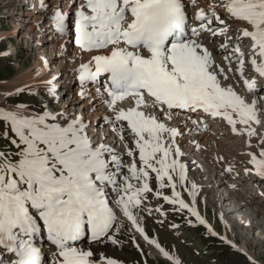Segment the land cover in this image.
Instances as JSON below:
<instances>
[{
	"label": "snow or ice",
	"instance_id": "1",
	"mask_svg": "<svg viewBox=\"0 0 264 264\" xmlns=\"http://www.w3.org/2000/svg\"><path fill=\"white\" fill-rule=\"evenodd\" d=\"M73 6L69 13L39 3L56 37L69 38L64 51L74 44L91 54L75 70L77 95L104 106L100 123L109 134L90 135L83 112L26 100L0 106V264H122L93 246H120L128 230L168 264H181L142 223L145 212L166 217V204L217 235L200 215L180 141L223 123L246 146V173L264 180V0H70ZM57 81L42 83L58 104ZM25 93L39 95L31 85L5 95ZM218 162L225 174L236 171L223 156Z\"/></svg>",
	"mask_w": 264,
	"mask_h": 264
},
{
	"label": "rangeland",
	"instance_id": "2",
	"mask_svg": "<svg viewBox=\"0 0 264 264\" xmlns=\"http://www.w3.org/2000/svg\"><path fill=\"white\" fill-rule=\"evenodd\" d=\"M50 1L55 0H49L48 4ZM19 5L21 7H19ZM54 6L55 5L51 6L49 4L50 8H56V6ZM20 8L24 9L22 11H25L27 6L22 7L20 3L18 4V0L17 2L16 0H0V30L7 29L8 31H13L15 26L19 25V23L25 25L27 22H33L34 20L41 21V14L37 18L30 15H20ZM59 8H63V6H60ZM28 10L29 9L27 8V11ZM31 12L36 13V11ZM20 17L23 18L20 19ZM24 19L27 21L23 22ZM41 30L39 29L38 33L43 32V30ZM42 34L45 36L42 37V35L40 38L37 37L38 39H36L33 34H30L29 41L27 42L24 39L22 40L19 36L14 37L12 43H10L8 39L0 42V52L7 51L11 53V55L7 56L0 55V106H4L6 103L26 100L30 103L32 108H38L42 103H46V100L49 102V106L55 105L57 108H64V105H69L67 106V109L79 112L85 107H79L80 104H85L80 101L79 98H71L70 92L65 94L66 96L62 98L63 95L60 89L58 92L59 103L57 104L53 98L45 95V89H41L45 87L41 83L33 86V88L39 93L37 96H30L27 93L18 97H8L5 95V93L15 91V85L19 83L18 81H20V79L21 83L19 85L20 87H23V84L25 83L23 77L24 71H26L28 67V69L34 68L35 62H38L39 60L40 53L38 52L40 50L36 48L38 40L47 38L45 32ZM74 48L76 49V47ZM48 52L49 51H46L44 54V58L49 61V71H47V75L60 74L61 72V75L58 78L64 80V71H61L59 67V65H62L60 64L62 57L57 58V61H55L56 59L53 58L55 54H49ZM88 56L90 57V55ZM69 63L70 61L67 60L65 69L71 68L68 66ZM57 69L58 71L56 72ZM40 80L42 81L43 79ZM60 100H62L63 105H61L62 102H60ZM95 112L96 111H92L91 113ZM83 113L86 121L92 120L90 112L88 113L89 115L85 112ZM89 133L90 135H93L91 129H89ZM97 133L102 135L99 131H96L94 134ZM231 140L233 141L231 142ZM231 140L229 139L225 141H230L229 143H218L219 146L216 145L215 148L211 141H205L204 144L206 148L204 156H201V152L193 153L189 151L186 143L183 141L180 142L182 149L188 154L187 163L189 164V172H191L189 173V179H195L194 181L196 183L198 182L197 185L199 190L197 201L199 202V207L201 209L200 212L207 218V223L211 224L212 230L217 233V235H213L205 226H200L199 223L195 221V218H192L194 224L189 225L186 222L188 219L187 216L181 213L172 212L170 206L166 204L164 205L165 211L168 212L166 217H162L155 212L151 216L147 215L146 212L142 213V223L149 237L157 238L162 246L180 259L181 264H249L247 259L248 256L257 261V264H264V211L263 213H258L257 207L253 202L247 200L244 202L245 205L241 209L239 206L237 207L231 195H229V199L223 203L224 200L221 196L216 197L215 193L211 191L215 189V192H219V194H228L230 192L225 189L224 186L226 184H220V178H224L225 181L234 180L235 187L239 194L242 193V195L246 197L251 195L254 198L255 203H260V207L264 210V180H256L253 175H250L251 178L249 181V178L242 169L243 166L246 167L247 165V157L239 153V147L243 149L246 146L242 143V139L240 138L235 139V137H233ZM253 143H256L255 139L253 140ZM237 150L239 152H237ZM207 156L209 159L206 161L204 158ZM219 156L225 157V161L228 163L230 162L235 167L236 171L231 175L225 174L223 164L217 161ZM184 158L186 160V157ZM242 160L243 162H241ZM193 161H195V163H192ZM219 165H221V167ZM241 165L243 166L241 167ZM248 181L249 184H247ZM255 182L258 187L254 186V188L253 184ZM260 189L262 191L259 193ZM184 197L187 200L190 199L187 197L186 193H184ZM149 201H151L149 205L150 207L156 204V201L151 197H149ZM160 203H163V201H160ZM231 209L235 210L229 215H224L225 212H228ZM219 212L223 213L221 215L223 216V219H221ZM242 217H244L243 223L241 222ZM245 219L247 220V223H245ZM161 220H163V223L158 222ZM173 224L178 225L179 227L174 229L171 227ZM224 236H226L227 240L232 244H235L236 248H233L231 244L221 240V237ZM133 237L135 239H133ZM122 240L123 243L120 246L94 245L93 248L97 253H104L105 255L116 258L125 264H168V261L161 255L155 246L149 245L144 241L140 233L135 232L134 230H128L122 236ZM137 244L140 245L139 249L136 247ZM237 249L240 251H237ZM244 253H246L247 256H245Z\"/></svg>",
	"mask_w": 264,
	"mask_h": 264
},
{
	"label": "bare ground",
	"instance_id": "3",
	"mask_svg": "<svg viewBox=\"0 0 264 264\" xmlns=\"http://www.w3.org/2000/svg\"><path fill=\"white\" fill-rule=\"evenodd\" d=\"M17 2V1H16ZM25 2V4H28V6L30 7V8H32L33 10H35L36 11V13H32L31 12V10H28L27 11V9L25 10V11H22V10H24V9H22V8H20V15H22V16H32V17H38L39 16V14H47V12H42L41 10H40V8L39 9H37V8H34L33 6H31V4L30 3H32V4H34V5H36L35 4V1H33V0H29V2H26V0H22V3H24ZM81 2H82V0H81ZM201 2L203 3V0H201ZM18 3H19V1H18ZM69 3H70V0H55V1H50V5L51 6H53V5H55L56 6V8L57 7H60V6H63L65 9H64V11L65 12H69V13H72V12H74V10H75V6H73L72 8H69L68 7V5H69ZM20 4H21V1H20ZM24 5H22V7H23ZM54 6V7H55ZM39 11H41V12H39ZM21 18H23V17H20V19ZM41 18V17H40ZM40 20V19H39ZM25 21H27L26 19H24L23 20V22H25ZM41 21H38V20H34L33 22H27V24H25V25H21L20 23H19V25H17V26H15V28H14V30L13 31H8L7 29H1L0 30V42L3 40H5V39H8L9 41H10V43H12V39L14 38V37H16V36H19L22 40L24 39L26 42L27 41H29V37H30V34H33V36H35V38L36 39H38L37 37H39L40 38V36H42L43 34V32H44V30H43V32H41V33H38L39 32V23H40ZM15 23V22H14ZM51 25H48V26H46V29H48L47 31H45V32H47L48 34H46L47 35V38L46 39H42V40H38V43H37V46H36V48L38 49V50H40L38 53H40L39 54V60H38V62H35V67L34 68H30V69H28L27 68V70L26 71H24V74H23V77H24V82L26 83H24L23 84V86H25V85H31V86H35L36 84H39V83H41L42 85H43V83H42V81H44V80H47V79H50L51 78V76H53V74L52 75H49V77H48V75H47V71H49L48 70V68H49V61L47 60V59H45L44 58V54H45V52L46 51H49L48 53L49 54H55V56L53 57L54 59H56L55 61H57V58H59V57H62V59H61V63L60 64H62L61 66L59 65V67H60V70L61 71H64V75H65V80H63V79H59L58 78V81H57V85H60L61 86V83L59 84L58 82H60V81H63V85L61 86V88L62 89H65V88H67L66 90H65V92L63 93V96H62V98H64V96H66L65 94H68L69 92H70V94H71V98H74V99H77V98H79L78 97V95H77V93H78V91H79V88H74V89H71L69 86H70V84L74 81V80H76V76H75V70L79 67V64L81 63V62H87V60L90 58L88 55H91V54H88V53H81L80 52V50L78 49V48H74L75 47V45H73V44H67V45H65V47L67 48V51H64L63 50V48H62V45L64 44V41H66V40H68L69 38L68 37H64V38H58V37H56V35H55V33L51 30ZM41 30V29H40ZM41 30V31H42ZM45 35H43L42 37H44ZM8 41V42H9ZM74 46V47H72V46ZM48 54V55H49ZM52 58V59H53ZM44 60H47L48 61V66L47 67H45L44 66ZM67 60H69L70 61V63L68 64V66H69V68L70 69H65V67H66V61ZM55 65V64H54ZM38 69H43V73H42V75H40V76H36V72H37V70ZM58 71V69L56 70V72ZM58 74V73H57ZM54 74V75H56L57 77H59L60 75H61V72H60V74ZM46 75H47V77H46ZM67 78V79H66ZM40 79H43L42 81L40 80ZM19 83L18 84H16L14 87H15V89L16 88H19L20 87V83H21V79H20V81H18ZM44 86V85H43ZM13 87V88H14ZM45 87V86H44ZM89 88H90V90H91V92H92V94L94 95L95 94V87L94 86H92V85H89ZM41 89H45V88H41ZM74 101V100H73ZM60 102H62V100H60ZM70 103H72V102H70ZM69 103V104H70ZM75 103V102H74ZM81 103V102H80ZM66 104V103H65ZM61 105H63V102H62V104ZM93 105H95V110H93ZM67 106H69V105H64V109H67ZM83 106H85L82 110H80L79 112H85V113H91L92 111H96L95 113H91V117H92V120H89V121H91V127L89 128V129H91V131H92V133H93V136L95 137L97 134H94L96 131H99L102 135H105V134H109L106 130V128L100 123V120H101V117L102 116H104V115H106L107 113L105 112V109H104V106L102 105V104H98V103H95V101H93L92 103H85V104H83ZM79 109V108H78ZM89 115V114H88ZM176 119V125L175 126H179L182 122H183V120H184V116L183 115H180L179 117H176L175 118ZM215 125H220V127H219V130L220 131H218V132H213L214 130L213 129H217L218 128V126L216 127L215 126V128H210V129H208V130H206V131H201V132H198V133H193V135L190 137V138H185V139H182L181 141H183V142H185L186 143V146L189 148V151H191V152H195V153H197V152H201L202 154H201V156H204V152H205V148H206V146H205V141H211V143H213V145H214V148H215V146L217 145V146H219L218 145V143L219 144H223V143H229V142H225L226 140H231L233 137H235L233 134H231L230 132H229V130H228V128L223 124V123H220V122H217V123H215ZM220 134L219 136H215V135H217V134ZM218 139H220V140H218ZM235 139H236V137H235ZM239 139V138H238ZM193 140H195V141H198L199 143H200V145H201V148L200 149H196V147H195V144L194 143H192L191 141H193ZM180 141V142H181ZM233 140H231V142H232ZM111 142V141H110ZM242 143H243V141H242ZM181 144V143H180ZM234 145H237V144H234ZM217 148V147H216ZM219 148V147H218ZM224 148V147H223ZM229 148H231V147H229ZM240 148L241 147H239V151L237 150V152H239V153H243V152H245L246 151V147H244L243 149L241 148V150H240ZM183 150V149H182ZM221 150H222V148H221ZM219 152V151H218ZM222 154V153H221ZM221 154H219V155H221ZM223 154H225V153H223ZM187 153H186V160H185V158H183L184 160H185V162H187ZM238 155V154H237ZM236 155V156H237ZM235 156V155H234ZM225 158V157H224ZM231 158V157H230ZM237 158V157H236ZM209 158H208V156L206 157V158H204V160H208ZM218 159V158H217ZM230 160V159H229ZM218 161V160H217ZM241 162H243V160L241 161ZM246 162H247V159H246ZM230 163V162H229ZM206 165V164H205ZM215 166V165H214ZM220 167H221V165H219ZM243 165H241V167H242ZM197 167V166H196ZM245 166H243L242 167V169H243V171H244V173L247 175V177L249 178V181H250V175L248 174V173H246V171H245V168H244ZM204 169V168H203ZM210 169V168H209ZM213 170H214V168H213ZM218 170H220V169H218ZM212 171V170H211ZM242 171V170H241ZM189 173H191V172H189ZM188 175H190V174H188ZM253 175V177H254V179H260L258 176H256V175H254V174H252ZM244 176V175H243ZM221 177V176H220ZM245 177V176H244ZM246 178V177H245ZM193 180H195V179H193ZM216 180V179H215ZM220 184L221 183H224V184H226L224 187H225V189L227 190V191H229L230 193H228V194H219V192H215V189L214 190H211V191H213L214 193H215V196L216 197H219V196H221V198L224 200L223 201V203H225V201L226 200H228L229 198H228V196L229 195H231V197L233 198V201L236 203V205H237V207L239 206L241 209L244 207V205H245V201L247 200V201H252L253 202V204L257 207V210H258V213L259 212H261V213H263V209L260 207V203L259 204H257V203H255V200H254V198L251 196V195H249V197H246V196H243L242 195V193L241 194H239V192L237 191V189H236V187H235V181L234 180H227V181H225L224 180V178H220ZM249 181H248V183L247 182H243V183H247V184H249ZM219 182V181H218ZM213 183V182H212ZM252 183V182H251ZM197 184H198V182H197ZM209 184H210V182H209ZM241 184V183H240ZM251 185V184H250ZM216 186H218V185H216ZM258 187L257 186V184H256V182L253 184V187ZM201 187V186H200ZM245 187H246V185H245ZM247 187H249V186H247ZM252 187V188H253ZM254 187V188H255ZM211 188V187H210ZM259 189V188H258ZM198 190H199V187H198ZM260 191H262L261 189L259 190V193H260ZM261 193H263V192H261ZM237 194H239V195H237ZM262 195V194H261ZM214 196V195H213ZM198 198V197H197ZM186 199V198H185ZM187 200V199H186ZM231 204V203H230ZM220 205H222V204H220ZM197 207H198V209H199V212L201 211V209H200V207H199V202L197 201ZM235 209H231V210H229L228 212H225L224 213V215L225 214H227V215H229V214H231L233 211H234ZM254 210V209H253ZM220 213V212H219ZM223 213H220V216L222 215ZM200 215L207 221V218L205 217V216H203L202 214H201V212H200ZM221 217H223V216H221ZM243 218L244 217H242L241 218V222L243 223ZM237 220V219H236ZM245 223H247V220L245 219ZM210 226H211V224H210ZM211 228H212V226H211ZM99 250V249H98ZM111 255V254H110ZM122 264H125V263H122Z\"/></svg>",
	"mask_w": 264,
	"mask_h": 264
}]
</instances>
